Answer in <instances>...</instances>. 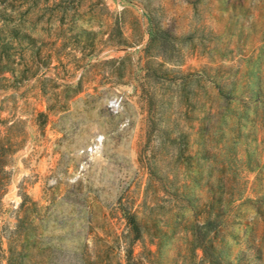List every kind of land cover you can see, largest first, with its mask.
Segmentation results:
<instances>
[{
    "label": "rangeland",
    "instance_id": "1",
    "mask_svg": "<svg viewBox=\"0 0 264 264\" xmlns=\"http://www.w3.org/2000/svg\"><path fill=\"white\" fill-rule=\"evenodd\" d=\"M53 1L33 19L67 9L95 48L72 29L37 77L0 74V132L26 133L0 264L26 231L25 264H264V0Z\"/></svg>",
    "mask_w": 264,
    "mask_h": 264
},
{
    "label": "trees",
    "instance_id": "2",
    "mask_svg": "<svg viewBox=\"0 0 264 264\" xmlns=\"http://www.w3.org/2000/svg\"><path fill=\"white\" fill-rule=\"evenodd\" d=\"M7 1L0 0V74L10 72L15 81L37 77L40 70L48 64L45 54L49 46L57 40L67 38V31L72 29L75 30L73 36L76 45H78L76 47L86 49L89 45L92 49L95 48L94 32L86 28H73L76 22L73 18L66 19L67 9H58L57 15L53 18L42 21L39 20V17L33 19L35 15L42 16L47 14L49 10H53L52 6L55 1L19 0V3L23 5L28 4L25 10L19 8L23 6L22 4L15 9L14 0H12V3ZM71 1L81 5L85 0H59L58 3L61 5L64 2ZM13 13H17V16H14ZM163 34L165 32L162 30L152 32V40H159L163 45L167 41V37H164ZM88 41H90L89 44H87ZM47 108L48 110L52 109L50 105ZM47 116L48 114L44 111L38 113V118H46ZM25 141L26 133L20 121L7 125L5 130L0 132V212L3 208V196L11 179V173L7 168L12 164L14 154L24 145ZM24 205L25 198L21 203V207ZM28 219V215L19 218L17 229L13 232L14 236L16 234L21 235V229ZM127 219L133 230L139 231L135 216L128 214ZM24 241V244H17L16 238L12 237L9 240L8 255L6 257L8 264H25L24 257L28 255L27 245L30 243L27 231ZM19 247L21 248L18 250ZM127 259L128 264H131V253L129 251Z\"/></svg>",
    "mask_w": 264,
    "mask_h": 264
}]
</instances>
